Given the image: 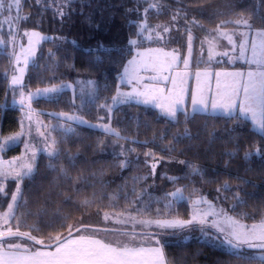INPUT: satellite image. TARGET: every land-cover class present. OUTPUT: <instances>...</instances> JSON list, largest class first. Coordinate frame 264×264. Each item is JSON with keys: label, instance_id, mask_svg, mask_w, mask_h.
Listing matches in <instances>:
<instances>
[{"label": "trees", "instance_id": "16d2710c", "mask_svg": "<svg viewBox=\"0 0 264 264\" xmlns=\"http://www.w3.org/2000/svg\"><path fill=\"white\" fill-rule=\"evenodd\" d=\"M22 14L28 19L20 22L21 27L40 29L53 32L56 37L64 40H48L42 46L38 59L29 67L28 78L25 88L30 90L37 87H46L68 80H77L78 77H94L98 81L97 103L103 104L105 97L115 94V87L119 84L118 75L123 67L119 63H127L123 59L126 53L127 40L137 30L136 25L141 19V14L150 3L164 5L162 8L150 9L147 13L150 21L155 24L171 22V14L177 9H183L181 15L186 14L187 20L193 18L200 21L204 26L202 30L215 28L221 20H235L251 17L255 20V27H260L262 21L257 16H264V4L257 8V0H79L70 5L73 11L69 17L61 19L56 13L50 0H22ZM112 5H121L112 7ZM208 5H212L211 8ZM201 7L204 9L202 14ZM134 9L126 13L125 9ZM65 11L68 6H65ZM215 11L223 13L214 18L210 14ZM83 13V14H81ZM101 16L106 22V27L99 32H94L88 23V17L99 20ZM178 29L184 28V19H180L176 25ZM229 24L227 28H236ZM7 32H3L5 38ZM94 37V38H93ZM186 35L183 34V38ZM135 38V37H133ZM184 38V39H185ZM102 41L106 46H111L109 52L113 61H105L99 67L89 63L91 57L85 53V49ZM181 39H178V42ZM72 41L77 44L73 45ZM144 44V42H143ZM11 51L8 44L0 48V136L16 131L20 128L19 120L21 110L11 103L12 95L8 81L10 80L11 63L6 52ZM135 49H132L134 55ZM101 55L107 53L101 52ZM131 58V55L127 57ZM107 90H105V86ZM78 88V87H77ZM81 93L76 89H65L59 98V102H48L44 99L34 101V105L44 109L78 111L92 120L101 116L102 109L80 111L73 107L80 104ZM6 108V110H4ZM188 110V119L185 120L183 113L179 112L176 120L163 116L159 110L150 105L129 102L118 105L113 110L112 123L114 128L119 129L122 135L138 141H119L125 148H135L139 152V161L134 153H129L133 163L127 169L118 167V159L115 155L119 151L118 144L114 145V136L104 134L100 129L87 126H77V136H70L64 142L61 140L60 131L52 132L60 144L61 150H70L76 155L75 166L71 165L64 156L59 161H53L63 166L71 180L48 167V157L41 153L37 159V170L31 179H25L22 185L23 202H21L16 215L20 220L21 231H31L37 238H46L49 234H67L64 224H75L86 215L109 211L122 212L125 209L132 214L141 216L136 209L143 208V204L152 202L151 208L143 213V217H171L192 215L191 199L203 195L207 199L224 204L229 211L238 218L241 214L246 215L244 222H257L264 216V155L253 154L249 159L244 158V151L253 146L264 148V141L253 129L251 121H246L243 126L235 127L236 122L230 120L221 113L196 112ZM45 116H48L44 113ZM185 129L189 135L184 136ZM179 134L182 139L179 142L173 139ZM156 136L155 143L143 145V141H151ZM163 136V139L160 137ZM233 137L239 140V150L235 156L226 153L237 148ZM102 142L103 151L98 148ZM174 144L171 153L162 150L165 145ZM21 147L18 146L17 150ZM151 149L158 156L174 158L177 163L175 169L178 177H184L189 172L188 165L195 164L204 172L203 180L199 176H190L181 179L175 185L168 180L162 179V174L157 178L147 181L134 180V177H143L148 173L144 163L143 153ZM183 160L185 164L177 161ZM224 181L232 185V189L217 193L216 189ZM151 185V187H149ZM239 185V188L236 186ZM12 186V185H11ZM175 187L184 188L187 198L177 202L172 208H165L166 201H155L161 198L165 192L173 191ZM135 188L136 195H133ZM147 189L143 197V204H136L132 208L131 202L136 196ZM193 189L194 195L190 197ZM239 192L244 203L239 204L234 193ZM227 197L217 200L216 197ZM70 198V199H68ZM89 201L84 204V201ZM236 204L234 210L232 205ZM160 209V214L156 209ZM0 209H6V201L0 200ZM35 225L40 230L34 231L30 226ZM15 226V223H13ZM79 227V224L76 225ZM194 232L195 236L184 239V235ZM202 232L194 227L180 230L171 234L164 241V251L168 264H260L256 259L248 260L237 258L236 252L227 245L221 244L215 239L213 230ZM250 252V251H248ZM247 254V253H246ZM249 255V254H248Z\"/></svg>", "mask_w": 264, "mask_h": 264}, {"label": "snow or ice", "instance_id": "6c2138e0", "mask_svg": "<svg viewBox=\"0 0 264 264\" xmlns=\"http://www.w3.org/2000/svg\"><path fill=\"white\" fill-rule=\"evenodd\" d=\"M39 3V0H37ZM79 0H63L55 13L61 18L69 17L73 9L70 5ZM180 2V0H177ZM264 4V0H257V8ZM68 10L65 11V6ZM121 5H112L119 7ZM17 10L21 7L20 0H0V12H8L9 15L4 17L3 22H0V29L5 25L9 27L7 33L9 40H5L0 36V48L11 44V51L6 52L10 58V63L13 65V74L10 78V89L13 93V102L18 103L24 108V113L19 120L20 131L6 138L0 137L3 142L0 143V153L8 144L23 143L24 152L17 157H13L8 161L0 158V196L7 198L6 211L0 212V264H168L164 251V245L160 243L161 232H141L135 231L137 224L145 229H150L153 225L161 230L185 229L197 226L202 232H205V225H210L216 229V241L231 250H236L237 258L256 259L260 264H264V216L258 222L247 224L243 222L244 217L254 218L249 214H241L240 218L228 214V210L217 204L209 201L203 195L195 199H191L193 212L189 219H152L143 218V213L151 208L152 202L143 204V197L147 189L136 196V200L132 201V208L135 209L136 204H143V208L136 209L141 214L138 219L137 215H133L132 211L125 209L120 213H115L117 217H122L118 220L120 224L131 223L133 230H119V235L122 239L97 238L101 233H109L110 229H101L83 223L79 220L76 224H64L62 227L67 229V235L57 233L49 234L46 238H37L32 235L31 231L20 230V220L16 212L23 202L22 185L25 179H31L37 170V156L43 152L47 155L49 163L48 167L54 171H58L61 175L71 180L67 170L53 161H59L62 156L66 157L69 163L75 166L76 155H73L70 150H61L58 146L60 141L52 135V132L60 131L62 133L61 140L66 142L70 136H77V126H87L89 128L100 129L104 134L115 137L114 145L118 144L119 151L115 153L119 163L118 167L121 170L127 169L133 163L129 153L135 154V159L139 161L140 153L135 148H125L119 141H131L135 144L138 141L122 135L119 129L113 128L111 124V113L115 105L128 104L136 102L143 105H153L158 108L162 115L170 117L172 120L177 119V113L181 112L188 119V110L185 107V102L190 99L192 112L221 113L230 120L236 122L230 132L235 131V127L243 126L246 121H251L253 129L261 140L264 141V16H257L262 21L260 27H255V20L251 17H244L235 20H221L219 24L208 29L209 36L212 39L202 38L200 40V52L203 55L204 45H207L208 61L211 62L216 56L225 58L224 62L235 64L237 61H243L247 65V70L235 71H209L207 68L197 69L194 73L189 71L190 61L193 53V35L191 25L203 27L195 18L191 21L187 20L186 14L181 13L183 9H177L171 14V26L169 24L150 25L147 19V13L150 9H158L164 7L157 3H150L141 14V19L137 23V30L127 40V48L123 59L127 60V64L119 61L123 67V72L119 73V84L115 87V94L111 97H105V103H97L100 97L93 87L88 99L85 100L84 89H81L80 104H75V97L71 102L77 110L84 111L92 109H102L108 114V122L104 116H97V123H92L85 119L83 115L76 112H51L47 113L50 117L57 120V123L52 125H44L39 119L40 113H35L32 107L34 101L44 99L48 102H59L64 89L71 88L72 85L61 82L48 87L37 88L34 91H24V75L29 66V62L36 56L39 45L45 40H64L63 37H48L36 30H24L22 33L11 31L12 25H18L22 20L28 19L27 16H12L10 13L13 8ZM209 8L212 5H208ZM204 13L203 7L198 9ZM126 13H131L134 9H125ZM83 14V13H81ZM217 15H223L213 11L210 18ZM180 19H184V28L186 35V51L187 55L183 58L179 50L172 49L167 51L164 47H143V41L155 43H168L173 39L168 35L173 30L179 31L176 25ZM88 23L94 32H99L106 27V22L101 16L99 20L93 17H88ZM232 24L237 26L233 30H229L227 25ZM242 27L244 30H239ZM147 34V35H145ZM18 36L26 37L27 43H20ZM135 37V38H133ZM94 38V37H93ZM218 38L227 41V50L219 53L214 52L216 41ZM76 45V41H72ZM102 41H97L95 45L89 46L84 51L91 59L90 64L99 67L105 61L116 63L113 61L109 48ZM17 48L19 49L17 51ZM135 49V55H132V49ZM142 49V50H141ZM104 52L107 55H101ZM131 55V59L127 57ZM221 61L218 60L217 63ZM183 64V71L177 70L179 64ZM21 64L23 66H21ZM152 73L151 75H141V73ZM192 81V83H190ZM214 81V87H213ZM90 85H95L96 82L89 80ZM130 85L131 91L122 90V85ZM19 87V100H15V92ZM107 85L105 90H107ZM110 101V103H109ZM6 110V108L4 109ZM35 126L36 134L41 138V146L30 142V138ZM44 127L45 131H41ZM47 133V134H46ZM188 136V130L185 129L183 134ZM25 138V139H22ZM183 137L177 134L173 137L179 142ZM157 137L154 136L151 141L141 142L147 146L149 143H155ZM163 139V136L160 137ZM237 148L226 153L229 156H235L239 150V140L233 137ZM102 142L98 143V148L103 151ZM175 148L174 144L165 145L162 150H167L169 153ZM253 154L264 155V148L253 146L252 149L244 151V158L247 160ZM144 163L148 168V174L143 177H134V180L147 181L156 176V170L162 163L170 162L165 157L158 156L154 151L148 149L143 153ZM174 159V158H173ZM180 164H185V161H177ZM189 172L184 177L168 176L167 173L162 174V179L168 180L174 185L181 179H188L190 176H199L203 183L204 172L202 168L195 164H189ZM12 180L15 182L14 191H8L6 182ZM151 187V185H149ZM227 181L216 189L219 194L223 191L232 189ZM239 188V185L236 186ZM197 190L193 189L189 199ZM133 195H136L133 188ZM235 199L239 204H243L244 200L240 197L239 192L234 193ZM227 200V197H216ZM70 199V198H68ZM184 188L175 187L173 191H168L158 198L155 202L160 203L161 200L166 201L165 208H172L177 202L185 200ZM89 201H84L88 204ZM206 206L202 208L201 206ZM237 205H232V210ZM156 213L160 214V209L157 208ZM209 217H212L209 221ZM105 221L110 219L109 213H103ZM15 223V226H13ZM32 230L39 231L40 229L32 225ZM75 232V235L73 234ZM148 244L149 246H145ZM155 245V246H152ZM258 250L257 254L248 255L243 250Z\"/></svg>", "mask_w": 264, "mask_h": 264}, {"label": "rangeland", "instance_id": "374dc122", "mask_svg": "<svg viewBox=\"0 0 264 264\" xmlns=\"http://www.w3.org/2000/svg\"><path fill=\"white\" fill-rule=\"evenodd\" d=\"M62 2H63V0H50V5H53V8L56 9V8H58L60 6V4ZM20 3H21V7L18 10L15 7L13 8L12 12L10 13L12 16H16L17 14L21 16V14H22V6H23L22 0H20ZM7 15H9L8 12H0V22H3L4 17L7 16ZM147 19H148V23L150 25H153V26L157 25V24H164L163 22H159V23L155 24L154 22L150 21L151 19L148 17V15H147ZM195 20H197V19H195ZM198 22H199L200 25L204 26L203 24L200 23V21H198ZM168 24H169V26H171V23H168ZM209 29H213V28H209ZM9 30H10L9 27L7 25H5L3 29H0V36H3V32H5V33L7 32L8 33ZM17 30H19L21 33L24 30H36V31L41 32L45 36L56 37V34L53 33V32H48V31H43V30H40V29H33V28H25V27L22 28L20 23L18 25V29H17L16 24L12 25L11 31H17ZM239 30L243 31L244 29L242 27H240ZM191 32H192V35H193L194 39H193L192 59L190 61V66H189V71L190 72L194 73L196 71V69H200V68H202L200 70H203V69L207 68L209 71H212V72L223 71V70H226V71H235V70H241V69L247 70V65L243 61H237L235 64L226 65L225 64L226 62H224L225 58L216 56L211 62H209L208 61L207 45H204V52H203V55H201V52H200V48H201L200 40L202 38L212 39V37L209 36L208 31L202 30V27H197L195 25H191ZM184 33H185V31L183 29H179V31L173 30L172 32H170L168 34L171 37H173V39L170 40L168 43H166V44L165 43L158 44V43H155V42H149L147 40H144L143 41L144 42L143 47H153V48H155V47H164L167 51H171L172 49H177V50H179V52L181 54V57L183 58L184 56L187 55L186 38L185 37H184L185 39L183 38V34ZM145 35H147V34H145ZM4 39L6 41L9 40L8 35H6V37ZM178 39H181V40H179V42H178ZM18 40L20 41V43H24V44L27 43V38L26 37H22L21 38L20 36H18ZM45 41H48V40H45ZM45 41L41 42V44L38 47L36 56L33 58V60H31L29 62V66H28V68H27V70L25 72V75H24V85L27 82L29 67H30V65L32 63H34L38 59V57H39V55L41 53V50H42V46L45 43ZM9 45L11 46V44H9ZM226 45H227V41L225 39L218 38L217 41H216V46L214 48V52L215 53H219V52H223V51L227 50ZM18 50L19 49L17 48V51ZM134 55H135V53H134ZM218 60H220L221 61L220 63H223V64L217 63ZM21 66H23V65L21 64ZM177 70H179V71H183L184 70L182 63L179 64ZM122 72H123V69H122ZM12 74H13V65H11L10 78H11ZM151 74L152 73H143V72L141 73V75H151ZM89 80L95 81L96 84L95 85H90L88 83ZM64 82L72 85L71 88H66V89H71L73 91H75L77 89L81 93V89L83 88L84 89V93H85V96H84L85 100L88 99V94L91 93L93 87H95V89L97 91V94H98V81L94 77L81 76V77H78L77 80H75V81L68 80V81H64ZM190 83H192V81H190ZM8 84L10 86V80L8 81ZM58 84H60V83H58ZM46 87H48V86H46ZM213 87H214V81H213ZM37 88H43V87H37ZM37 88H33V89H30V90L34 91ZM121 88H122V90H125V91H131V86L127 85V84L122 85ZM30 90H28V89H26L24 87L25 93H27ZM11 95H12L11 103H12L13 106H16V107L20 108V110H21L20 118H21L23 113H24V108L21 107L18 103H14L13 102V93H12V91H11ZM14 95H15V100L18 101L19 100V87H17L16 92H15ZM109 103H110V101H109ZM188 103H190V99L185 102V107L188 106ZM117 106L118 105H115L113 107V110ZM150 106H153V105H150ZM32 107L35 110L34 111V116H35V113H40L39 119L43 122L44 125H49V124L54 125V124L57 123V120L54 119L53 117H50L47 113L63 111V110H53V109L40 108V107H37L36 105H34V102H33ZM153 107H155V106H153ZM191 108H192V106H191ZM64 112H76V114L83 115V114H81L78 111H64ZM159 112H160V110H159ZM208 112H211V111H208ZM44 113H46L48 116H45ZM178 113H177V115H178ZM101 116L105 117V120L101 121V122L107 123L108 122V114L104 110H103V113H102ZM84 117H85V119L89 120L92 123H97L98 122L97 120L89 119L86 116H84ZM167 118H170V117H167ZM112 119H113V111L111 113V124H112V127L114 128L113 123H112ZM18 131H20V128L18 130H16V131L3 134L0 137L6 138V137H8L10 135L15 134ZM41 131H45L44 127L41 128ZM22 139H25V138H22ZM2 142L3 141L0 140V143H2ZM30 142L32 144L36 145V147H40L41 146V138L36 134L35 126H33V131H32V135H31V138H30ZM18 146L21 147L20 150H17ZM23 152H24L23 143L17 142L14 145L13 144H8V145L5 146L4 151L2 153H0V158H2L4 161H8V160L12 159L13 157L20 156ZM41 153H43V152H41ZM41 153L38 154L37 159H38V157H39V155ZM166 159L169 160L170 162L162 163L157 168L155 178H157L160 174H163V173H167L168 176H176L178 174V172L175 171V169L177 167L176 166L177 165L176 160L173 159V158H166ZM6 188H7L8 191H14L15 182L12 181V180H8L6 182ZM185 197L187 198L186 195H185ZM197 197H199V196H195V198H197ZM0 200H5L6 202H10V201H7V198H5L3 196H0ZM207 200H209V199H207ZM209 201H211V200H209ZM213 203H215V202H213ZM215 204H217L218 208L219 207H223L224 209L228 210V214L229 215L237 217L235 214H233L231 211H229V209L224 204H221V203H215ZM191 206H192V203H191ZM201 207L205 208V210H206V206L202 205ZM6 210L7 209H4V210L0 209V212L6 211ZM104 212L109 213L110 219L107 220V221H105L103 219V213ZM192 212H193V206H192ZM115 213H120V212L105 210V211L101 212V214L100 213H94V214L86 215L85 217H83L81 219L83 220V223L89 224V225H91L93 227L112 230L109 233H101V234H99L97 236V238L122 239V237L119 235V230L126 229L128 231H132L133 230V225L131 223H128V224H120V223H118V220L122 219V217H117L116 215H114ZM133 215H136V214H133ZM137 217H138V219L141 218V216H138V215H137ZM143 218H152V219H172V218L189 219V218H191V216L190 217H182V216L143 217ZM208 219H209V221H211L212 217H209ZM244 223H247V222H244ZM75 224L77 225L78 223L76 222ZM247 224H251V223H247ZM194 227H197V226H193L191 228H194ZM204 227H205L206 231H209V229H210V230H213L215 232V236L218 235V233L216 232V229L212 228L210 225H205ZM191 228H185V229L191 230ZM180 230H184V229H175V230L161 231V230L157 229L154 225L150 229H145L143 226H141L139 224H137L135 226V231L137 233L146 232V231L161 232L160 237H158L160 239V243L161 244H163V239H164V241L166 240L165 238L169 239L171 234L177 233ZM65 235H67V234H65ZM74 235H75V232H74ZM194 236H195L194 232H190V233L184 235V239H188V238H191V237H194ZM233 251L236 252V250H233ZM248 251H250V252H248ZM257 251L258 250H247V249L243 250L244 253H247L249 255L257 254Z\"/></svg>", "mask_w": 264, "mask_h": 264}, {"label": "crops", "instance_id": "0c3cea01", "mask_svg": "<svg viewBox=\"0 0 264 264\" xmlns=\"http://www.w3.org/2000/svg\"><path fill=\"white\" fill-rule=\"evenodd\" d=\"M229 29V28H228ZM232 29H234V28H230L229 30H232ZM205 33V32H204ZM220 64H223V63H220ZM226 65H229V63H225ZM200 69H202V68H200ZM197 70V69H196ZM191 108V102L190 103H188V106L186 107V108ZM192 109V108H191ZM145 246H149L148 244H146ZM152 246H155V245H152ZM167 260V259H166Z\"/></svg>", "mask_w": 264, "mask_h": 264}, {"label": "water", "instance_id": "95a60500", "mask_svg": "<svg viewBox=\"0 0 264 264\" xmlns=\"http://www.w3.org/2000/svg\"><path fill=\"white\" fill-rule=\"evenodd\" d=\"M74 233V232H73Z\"/></svg>", "mask_w": 264, "mask_h": 264}]
</instances>
